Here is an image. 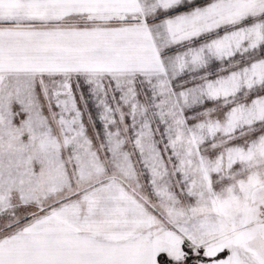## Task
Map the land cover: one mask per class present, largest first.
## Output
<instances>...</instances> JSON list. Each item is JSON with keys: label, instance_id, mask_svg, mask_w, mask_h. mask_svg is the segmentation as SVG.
<instances>
[{"label": "snow or ice", "instance_id": "snow-or-ice-1", "mask_svg": "<svg viewBox=\"0 0 264 264\" xmlns=\"http://www.w3.org/2000/svg\"><path fill=\"white\" fill-rule=\"evenodd\" d=\"M0 264H264V0H0Z\"/></svg>", "mask_w": 264, "mask_h": 264}]
</instances>
